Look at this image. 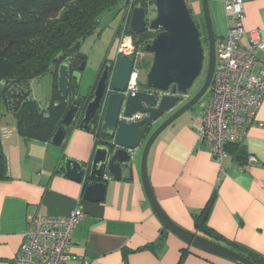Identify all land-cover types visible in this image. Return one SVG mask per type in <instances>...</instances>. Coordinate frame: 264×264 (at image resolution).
Masks as SVG:
<instances>
[{"label": "crops", "instance_id": "1", "mask_svg": "<svg viewBox=\"0 0 264 264\" xmlns=\"http://www.w3.org/2000/svg\"><path fill=\"white\" fill-rule=\"evenodd\" d=\"M207 2L216 40L227 33L223 0ZM200 7L194 0L196 16H202ZM241 24L246 31H264V0H243ZM257 57L264 62V52ZM195 113L191 109L178 118L148 152L146 171L154 196L174 223L204 238L196 220L211 201L205 225L220 238L217 243L264 260V98L246 139L226 146L222 171L198 137L201 115ZM0 145L6 166L0 180V264H12L30 218H61L77 207L85 217L72 233L69 253L74 258L68 264H235L190 248L162 228L141 183L143 145L132 158L131 178L127 171L121 181L108 178L105 198L98 203L82 198L92 182L76 183L63 170L66 157L84 162L92 157L94 134L74 127L63 146L56 147L22 138L9 115L0 119ZM249 156L258 164H248Z\"/></svg>", "mask_w": 264, "mask_h": 264}, {"label": "water", "instance_id": "2", "mask_svg": "<svg viewBox=\"0 0 264 264\" xmlns=\"http://www.w3.org/2000/svg\"><path fill=\"white\" fill-rule=\"evenodd\" d=\"M200 4L206 32L207 69L195 95L189 97L188 93L202 73L205 54L198 26L185 0H154L156 15L151 21H147L142 6H135L127 29L131 36H137L135 43H140L139 35L146 31L156 33L141 42L143 52L152 57L144 71L143 84L137 92L124 94L132 60L121 56L111 92L104 101L111 66L106 61L91 98L84 101L85 98L78 96L77 91L73 94L49 142L62 147L74 126L95 135L96 146L89 160L84 162L66 157L63 162L64 173L70 180L76 183H84L86 180L92 182L85 186L82 196L84 201L92 203L104 200L108 178L121 181L125 171L131 178L132 158L143 145L140 158L141 183L148 204L162 228L190 248L235 264H255L242 254L174 223L158 204L147 176L146 162L152 144L165 129L198 103L211 84L215 66V36L208 2L200 0ZM75 57L81 63L73 73H70L71 58L61 61L57 68V91L63 99L69 97L70 78L75 79L78 85L85 67L86 57L79 52ZM158 92L163 94L159 95ZM103 103L104 114L97 131L92 122ZM136 114L141 117L130 119Z\"/></svg>", "mask_w": 264, "mask_h": 264}, {"label": "built area", "instance_id": "3", "mask_svg": "<svg viewBox=\"0 0 264 264\" xmlns=\"http://www.w3.org/2000/svg\"><path fill=\"white\" fill-rule=\"evenodd\" d=\"M153 2L154 0H128L122 12L123 26L118 40L116 39L113 58L110 59L104 101L111 92V84L121 56L132 60L124 94L134 93L139 89L143 69L152 57L134 45L127 29L133 8L142 6L145 11L150 12ZM223 11L227 21V33L215 40V66L209 87V100L202 111L200 126L197 128L199 139L208 144L211 157L219 165L220 171L222 161L226 157V146L241 143L246 139L264 98V62H259L257 57V53L264 52V31H246L243 28V0H223ZM257 64L259 67L256 70ZM35 82L38 80L34 79L28 83L27 101L34 103L38 113L47 119L50 104L49 101L32 94L31 88ZM103 114L104 103L95 114L96 130L100 127ZM140 117L141 115L136 114L130 119ZM2 135L6 138L8 133L3 130ZM247 162L250 165L258 164L252 156L248 157ZM84 217V211L77 207L61 218H30L28 229L12 264H68L74 258L69 253L72 233Z\"/></svg>", "mask_w": 264, "mask_h": 264}, {"label": "trees", "instance_id": "4", "mask_svg": "<svg viewBox=\"0 0 264 264\" xmlns=\"http://www.w3.org/2000/svg\"><path fill=\"white\" fill-rule=\"evenodd\" d=\"M127 2L128 0H0V119L11 114L22 138L49 142L77 91L76 82L72 79L69 97L61 98L57 91L58 65L71 58V69L74 70L80 64L75 55L79 52L81 42L99 33L100 20L106 14L115 11L122 16ZM189 12L192 15L190 10ZM146 33L142 40L152 37L148 34L149 31ZM133 42L137 48H141V42L136 44L134 38ZM47 73L54 76V96L49 101V116L45 119L38 113L35 104L27 101L26 97L29 94L28 83L34 79L39 80ZM92 91L86 101L91 98ZM92 123L95 124V117ZM239 158L236 155V159ZM5 170L0 145V180L5 178ZM210 208L211 201L197 217L196 230L207 235L206 239L213 238V242L217 243L220 238L207 231L205 225ZM242 252L243 256L255 264H264V260L257 255Z\"/></svg>", "mask_w": 264, "mask_h": 264}, {"label": "rangeland", "instance_id": "5", "mask_svg": "<svg viewBox=\"0 0 264 264\" xmlns=\"http://www.w3.org/2000/svg\"><path fill=\"white\" fill-rule=\"evenodd\" d=\"M185 2L188 9L192 12V18H194L193 20L196 21L198 27L200 26L199 33H204L201 40L204 45L203 49H205L204 52L206 56L207 42H206V34H205L206 32L204 28L203 18L200 14L196 16V14L193 12L194 9H192V4H194V0H185ZM198 6L200 7V0H198ZM155 15L156 12L153 2V7L151 11L150 12L148 10L146 11L147 21H151V19H153ZM122 26H123V22H122L121 14L120 13L118 14L115 11L110 12L101 18L99 24V30H98L99 33L96 36L87 37L81 42L79 53H81L86 57V61H85L84 70L81 72L80 81L76 89L78 96L87 98L89 93L94 89L99 74L101 73V70L104 66V63L114 55L116 48L115 38L120 35ZM147 59H149V57ZM150 62L151 59L147 61V65H145L143 69V73L148 68ZM206 67H207V58L204 59V65L201 75L194 82V85L192 86V88L188 93L189 97L195 95V93L200 89L205 77ZM143 82H144V74L141 75V78L139 80V87L143 84ZM31 92L35 97L39 99L47 100V101L53 100V96H54L53 74L47 73L41 76L38 82H35L32 85ZM208 100H209V90L203 95V97L198 101V103H196L192 107V111L196 110L195 114L201 115V112L204 109ZM8 116L9 115H4L3 118Z\"/></svg>", "mask_w": 264, "mask_h": 264}, {"label": "flooded vegetation", "instance_id": "6", "mask_svg": "<svg viewBox=\"0 0 264 264\" xmlns=\"http://www.w3.org/2000/svg\"><path fill=\"white\" fill-rule=\"evenodd\" d=\"M194 19V18H193ZM152 20V19H151ZM197 20V19H196ZM195 21V20H194ZM196 22V21H195ZM198 26V25H197ZM198 29L200 30V26L198 27ZM150 33H148V34H150L151 36H154L156 33H154L153 31L151 32V31H149ZM146 32L144 33V34H141V35H139V38H140V42H143L144 40H142L143 38H144V36H146ZM203 34L204 33H200V37H201V39H202V37H203ZM136 37L137 36H135V37H133L132 36V38H134V39H136ZM151 38V37H150ZM116 39H117V37H116ZM201 42H202V40H201ZM202 48H204V45H203V42H202ZM204 51H205V49H204ZM204 54H205V52H204ZM205 58H207V55L205 56ZM111 60H110V58L108 59V61L107 62H110ZM80 63H81V61H80ZM71 65H72V61H71ZM80 65V64H79ZM78 65V66H79ZM78 66H76L75 67V69L74 70H72L71 68H72V66H70V73H73L76 69H77V67ZM206 69H207V67H206ZM73 78H70V81L72 80ZM74 80V82H76L75 81V79H73ZM86 100V98L84 99V101Z\"/></svg>", "mask_w": 264, "mask_h": 264}]
</instances>
